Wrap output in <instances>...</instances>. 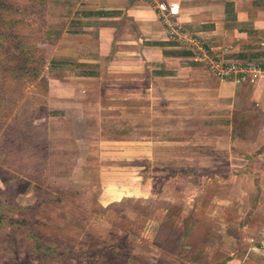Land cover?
I'll use <instances>...</instances> for the list:
<instances>
[{
    "label": "rangeland",
    "instance_id": "374dc122",
    "mask_svg": "<svg viewBox=\"0 0 264 264\" xmlns=\"http://www.w3.org/2000/svg\"><path fill=\"white\" fill-rule=\"evenodd\" d=\"M74 1L0 0V264H264L262 115L61 56Z\"/></svg>",
    "mask_w": 264,
    "mask_h": 264
},
{
    "label": "crops",
    "instance_id": "0c3cea01",
    "mask_svg": "<svg viewBox=\"0 0 264 264\" xmlns=\"http://www.w3.org/2000/svg\"><path fill=\"white\" fill-rule=\"evenodd\" d=\"M67 5L74 10L69 28L76 44L61 47V56L75 61L86 53L120 60L121 73L160 67L171 80L189 78L186 81L198 86L200 105L208 107L214 99L230 121L236 111L254 110L264 118V72L252 73L245 81L215 80L204 64L194 62L193 53L166 39V25L157 11L169 7L179 28L193 33L223 60L264 70V0H77ZM130 59L136 62L132 68Z\"/></svg>",
    "mask_w": 264,
    "mask_h": 264
},
{
    "label": "built area",
    "instance_id": "2783aa9c",
    "mask_svg": "<svg viewBox=\"0 0 264 264\" xmlns=\"http://www.w3.org/2000/svg\"><path fill=\"white\" fill-rule=\"evenodd\" d=\"M150 1V0H148ZM163 14L164 24L170 27V38L178 40L177 42L180 45L192 44L197 48V52L194 49V53L198 56L200 61L206 62V68L209 70L212 75L221 81H245L247 77L252 73H262L264 70L260 66H255L253 64H242L238 62H230L223 60L220 56L212 54L211 50H207L201 40L188 39L187 32L183 31L181 28H178V25L173 22L171 19L168 20V17ZM163 21V20H162Z\"/></svg>",
    "mask_w": 264,
    "mask_h": 264
}]
</instances>
